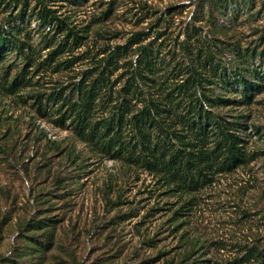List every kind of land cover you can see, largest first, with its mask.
Listing matches in <instances>:
<instances>
[{
  "label": "rangeland",
  "instance_id": "obj_1",
  "mask_svg": "<svg viewBox=\"0 0 264 264\" xmlns=\"http://www.w3.org/2000/svg\"><path fill=\"white\" fill-rule=\"evenodd\" d=\"M11 3L0 0V264H166L171 256L180 260L190 245L180 240L181 233L198 247L182 264H205L204 259L215 264L241 256L246 245L264 243V155L218 176L175 215L183 200L158 190L156 177L100 155L55 122L60 113L52 110L53 93L63 90L75 99L72 84L82 73L98 68L117 45L128 46L136 32L149 30L150 41L155 30L162 31L154 45L172 47L186 25H193L192 14H200L195 0ZM41 4L55 10L80 43L54 24L41 23ZM219 17L216 37L226 47L216 55L228 68L241 67L254 86L233 83L235 95L217 91L235 100L253 96L250 103L217 110L263 129L248 130L245 145L249 152H264V0H233ZM195 26L211 43L209 22ZM120 53L126 58L117 69L106 63L107 76L115 80L112 91L123 85L126 62L136 58L132 51ZM107 111L99 107L93 118ZM172 224L179 227L173 230Z\"/></svg>",
  "mask_w": 264,
  "mask_h": 264
},
{
  "label": "trees",
  "instance_id": "obj_2",
  "mask_svg": "<svg viewBox=\"0 0 264 264\" xmlns=\"http://www.w3.org/2000/svg\"><path fill=\"white\" fill-rule=\"evenodd\" d=\"M195 1L200 14H192L193 25H186L182 32L184 37H178L172 47H162V43L154 45L155 38L165 34L162 31L155 30V38L150 41H146L151 37L149 30L136 32L128 46L117 45L97 62L98 68H89L82 73V78L72 84L71 91H76L75 99L70 92L65 94L63 90L53 93L50 99L52 110L60 113L55 120L58 125L69 127L87 147L100 155L143 167L156 177L158 190L183 200L175 209V215L187 202L190 204L195 199L196 193L212 185L218 176L248 167L250 161L264 155L263 151H247L245 145L251 136L248 130L255 134L263 129L249 126L244 122V116L227 118L217 110L219 107L250 103L253 97L250 93L243 94L238 100L227 96L231 92L237 93L229 88L231 84L254 86V82L244 78L241 67L228 68L221 61L222 55H216L226 47L225 41L216 37V19L226 14L233 0ZM12 2V7H15L18 0ZM39 14L45 26L54 24L57 32L66 31V37L75 35L65 21L58 18L55 10L41 4ZM203 21L209 22L211 32L215 34L211 43H206L207 39L201 36V26H195L196 22ZM78 37L74 36L80 43ZM261 39L264 40V28ZM120 51L123 55L128 51L135 52L136 58L126 62L123 85L112 91L115 80L111 82L107 76V70L111 72L107 66L115 63L113 68L117 69L118 61L124 58L118 57ZM255 53L253 48L252 56ZM103 61L104 67L101 66ZM96 69L99 71L92 78ZM212 84L215 86L210 87ZM221 89L228 94L216 93ZM59 99L61 102L57 104ZM99 107L108 110L107 115L95 119L93 113ZM173 227L176 230L179 224ZM179 238L190 245L185 246L180 260L174 261L176 258L171 256L165 258L166 264H182L196 255V242L192 243L185 233H181ZM203 261L205 264L214 263L210 259ZM199 263L196 260L192 262ZM215 264H264V243L246 245L241 256Z\"/></svg>",
  "mask_w": 264,
  "mask_h": 264
}]
</instances>
